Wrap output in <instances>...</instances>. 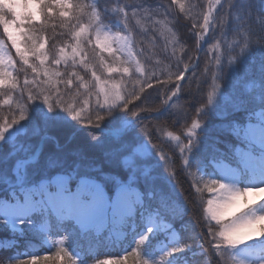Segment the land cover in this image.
Returning <instances> with one entry per match:
<instances>
[{
  "label": "snow or ice",
  "instance_id": "snow-or-ice-1",
  "mask_svg": "<svg viewBox=\"0 0 264 264\" xmlns=\"http://www.w3.org/2000/svg\"><path fill=\"white\" fill-rule=\"evenodd\" d=\"M173 6L178 14L186 10L184 0H168L167 4L162 0H97L91 7L96 23H77L72 31L74 43L50 55V38L44 34L48 22L58 18L62 27L68 26L63 22L79 19L85 6L73 0H0V88L17 91L23 101L11 116L0 117V230L20 225L22 235L43 234V246L55 248L50 255L16 253L0 259V264H64L66 258L70 264H87L82 255L69 251L73 235L99 238L108 234L109 238L113 229L130 230L134 247L118 260L102 259L97 264H127L129 256L136 258L137 264H188L183 253L194 246L205 254H217V264H222L224 253L251 248L254 241L264 245V35L252 39V25L264 30V0H208L206 9L201 5L199 18L191 24L198 41L211 33L209 40L216 39L219 45L234 32L242 35L243 44L237 45L241 51L227 63L214 46V68L206 66L199 75L211 73L213 81L224 86L213 88L206 102L199 101L202 106L186 102L196 118L187 133H182L183 142L177 147L185 172L194 166L199 169L201 162L210 166L204 174L207 179L202 175L191 183L204 230L196 238L168 240L186 209L162 185L144 156L151 151L150 160L157 151L145 121L171 114L167 105L145 107L149 97L143 94L145 85L153 88L155 80L172 85L169 99H183L181 82L189 83V73L198 75L199 62L197 59L191 68L185 64L181 69V57L174 65V80L170 75L162 81L154 69L135 59L143 50L134 52L129 36L118 34V40H112L99 25L108 20L126 31L138 16L159 25L155 17L170 16ZM148 32L156 35L153 28L143 35ZM118 42L120 47L115 46ZM175 43L178 41L173 47ZM11 49L18 60L10 54ZM256 53L260 59L253 72L250 65ZM174 56L175 52L165 58L171 61ZM116 62L121 66H113ZM133 62L134 70L122 66ZM17 63L25 75L22 85L13 74ZM62 64L90 72L92 83L76 71L61 73L46 66ZM97 64L108 79L97 74ZM133 71L148 77L139 92H126L121 84L111 82L113 74L131 76ZM230 77H236L231 86ZM248 79L255 82L251 94L245 90ZM66 96L73 99L66 100ZM81 96L86 98L76 99ZM256 108L260 109L259 120L255 119ZM213 120L217 135L209 145L206 134ZM66 129L71 131L61 142ZM82 130V146L72 147ZM161 159L167 162L168 157ZM169 181L175 187L173 174ZM204 193L208 194L206 200ZM52 224L67 235L50 240L52 233L44 231V226ZM158 239L168 241L160 250L167 259L159 261L149 252V245ZM198 241H205L208 248ZM258 264H264V257Z\"/></svg>",
  "mask_w": 264,
  "mask_h": 264
},
{
  "label": "trees",
  "instance_id": "trees-1",
  "mask_svg": "<svg viewBox=\"0 0 264 264\" xmlns=\"http://www.w3.org/2000/svg\"><path fill=\"white\" fill-rule=\"evenodd\" d=\"M74 3H80L85 6L84 15L80 16L79 19H74L68 26H61L62 21L60 19H53L48 22L45 27L44 34L50 38L49 52L51 53L58 50L59 47L65 45H71L74 43L72 39V31L77 23L94 24L95 18L91 14V7L93 5L91 0H73ZM105 2V0H102ZM164 4L168 3V0H162ZM186 10L184 13L178 14V8L173 6L172 14L170 16H158L155 19L159 20V25H153L151 22L143 19L138 20V17L133 19L128 26V31L131 33L132 40L134 42L135 52L143 50V54L137 56L142 66L148 67L149 69H154L157 76L160 77L162 81L167 80L171 75L174 80V73L176 68L174 67L177 60L184 57L181 63V69L187 64L189 67L198 59L199 69L198 75L193 77L190 73L186 75V80L189 83H184V97L181 100H176V98H171L170 91H168L172 85L169 83L157 84L153 80V88H147L145 85V92L143 95L149 97L148 101L145 103V107L149 109L161 108L167 105L168 112L171 115L161 116L158 119L153 118L151 120H146L145 124L148 125L147 131L152 133L150 137L152 144L157 146V151L155 156L152 157V152L149 151L148 154L144 156L146 160L149 161L148 166L161 178L162 185L169 190L172 195L180 200L184 204L186 211L184 212L182 218L176 221V226L173 229L177 234V239H189L196 238L197 234L203 231V214L199 206L198 199L194 202L193 189L191 188V183L193 180H198L202 175L210 170V166L206 162H201L199 169L194 166L192 169L185 172V166L183 160L181 159V154L177 145L183 142L182 133H187L191 120L196 118V113L194 110L189 109L186 106V102H195L196 106L200 105L199 101L203 99L206 102L207 95L213 88L224 85L220 81H213L211 73L207 75H199V73L204 72L205 67H213L215 61L213 59V48L218 46L220 51L218 55L220 58L227 63L228 59L236 56L240 51L243 44L242 35H237L236 33H230L227 37L223 38V42L217 45L216 39L209 40L211 33L205 34L203 38L199 41L191 28V24L195 23L199 18L198 14L201 13V5L204 9L207 7L208 0H184ZM110 7H114V4H109ZM161 13L163 9H158ZM188 17H192L191 20ZM137 21H139L137 23ZM102 22L111 24L108 20H102ZM153 28L156 35L153 36L151 32H148L147 36L143 33L149 29ZM196 31H199L197 29ZM252 39L255 40L259 36L264 35V30H261L259 25H252ZM219 35V33H217ZM52 38H54V43H52ZM175 47H173V43ZM207 41V42H205ZM240 45V46H237ZM200 49V50H198ZM91 49L89 52L91 53ZM175 52V56L171 59H166L165 56H171ZM190 58V59H189ZM18 60L17 57H15ZM259 54H254V63L250 65L252 71H255L256 65L259 63ZM147 61V63H145ZM31 62V60H30ZM91 63H96L91 61ZM50 70L59 71L61 73L65 71H76L80 75L85 76V80L88 83H92L90 72L85 74L80 68H72L70 65L66 68L65 65H60L53 67L51 65H46ZM20 63L16 64V71L13 73L17 76L20 84H23L25 75L21 71ZM96 71L98 75L102 76V79H108V74L101 69L98 64L96 65ZM244 69H240V73L243 74ZM150 75V73H149ZM29 80L32 79L31 71L28 70ZM148 77L132 74L131 76L113 74L111 77L112 83L121 84L126 92H132L136 90L139 92L141 84L144 83L145 79ZM236 77H230L228 80L229 86H231L233 79ZM246 91L251 94L255 88V82L248 79L246 82ZM155 89V90H154ZM95 92V89L92 90ZM84 90L81 89L83 94ZM26 95V93H25ZM86 97H76L77 100H82ZM66 100H72L73 97L66 96ZM4 100H9L10 104H4ZM136 104H140V101H134ZM18 106H23V101L19 99V93L7 88H0V117H9L13 114ZM260 111L256 108V112ZM143 115V113H142ZM203 122V120L201 121ZM215 121H211L208 126V131L206 134V143L211 144L213 138L217 135V130L213 127ZM71 129H66L64 133L61 134V142L66 139L67 134ZM85 133L82 130L77 134V138L73 141L72 147L82 146L83 137ZM179 137V139H177ZM148 139L149 137H145ZM151 148V145H149ZM161 156L168 157L167 162L161 159ZM202 169V171H200ZM191 173V175H189ZM169 174H173V178L176 181L175 187L169 181ZM204 178L208 177L204 175ZM180 192L183 196H180ZM1 197V196H0ZM204 199L208 198V194H203ZM22 229V226H21ZM125 237L119 243L111 240L107 234L99 238L92 234L89 235H73L72 237V247L69 249L70 252H75L83 256L87 261V264H97V260L108 259V260H118L122 255H126L127 251H130L134 247L131 238V232L125 229ZM47 231L52 233L51 239H61L67 232L61 233L60 226L52 224L48 226ZM43 234L40 236L29 234L24 235H14L11 232L10 227L7 230H0V259L13 256L16 253H27V252H38L40 255L52 254L55 248H49L43 246ZM210 239V238H206ZM167 240L161 241L157 240L149 245V252L151 256H154L157 261L167 259L163 257L157 245L163 243L167 244ZM199 243H204V247L208 248V244L205 241H198ZM65 247H67V241L65 242ZM183 255L188 261V264H217L220 257L212 252L205 254L202 249L198 246H194L191 251L184 252ZM21 258H27L22 256ZM64 264H70L68 259H65ZM127 264H137L136 258L129 256ZM222 264H235L231 259L230 253H224Z\"/></svg>",
  "mask_w": 264,
  "mask_h": 264
},
{
  "label": "rangeland",
  "instance_id": "rangeland-1",
  "mask_svg": "<svg viewBox=\"0 0 264 264\" xmlns=\"http://www.w3.org/2000/svg\"><path fill=\"white\" fill-rule=\"evenodd\" d=\"M91 1H92L93 5L96 3V0H91ZM138 20L139 21L143 20V18L141 16H138ZM95 23H96V21H95ZM99 26H100L101 31L102 32L106 31L108 36H109V38L112 39V40H118V34L119 35H127L132 40L131 33L128 30L123 31V30H121L120 27H118V26L117 27H113L111 24H108V23H105V22H101ZM0 31H2V30H0ZM115 46L116 47H120V42L116 43ZM133 51L135 52L134 49H133ZM10 54L15 59V50L14 49H11ZM105 56H106V59H108L107 54H105ZM125 59H126V57H125ZM135 59L138 60L137 56H136ZM109 62H111V61H109ZM113 66H121V65H120L119 62H116V64H114ZM122 66L123 67H130V69L134 70L135 67H136V64H135V62H133L131 65L125 63ZM133 74L140 75L139 73H135L134 71H133ZM127 76H129V75H127ZM259 112H257V116L255 117L256 120H259L261 118L258 115ZM141 150L144 151L143 147L141 148ZM148 153H149V151L146 154H148ZM200 171H202V169H200ZM0 198H3V197L1 196ZM255 198L256 197H253V199H255ZM9 227L11 229V232L14 235H17V236L22 235L21 234L22 233V229H21L20 225H17L15 229H13L11 226H9ZM47 229H48V226L47 225L44 226V231L47 232ZM125 232H126L125 229H113L111 231L110 238H111V240L115 241V243H119L120 241H122L124 239ZM173 239H177V234L175 233L174 230H173L172 233H170L168 235V240L169 241H171ZM252 243H253V246L251 248H241L237 252L230 253L231 259L233 260V262L235 264H242V262H243V264H258V261L260 260V258L264 257V245L259 244L258 241H254ZM162 245H166V244L161 243V244L157 245V248L159 250H161V246Z\"/></svg>",
  "mask_w": 264,
  "mask_h": 264
},
{
  "label": "water",
  "instance_id": "water-1",
  "mask_svg": "<svg viewBox=\"0 0 264 264\" xmlns=\"http://www.w3.org/2000/svg\"><path fill=\"white\" fill-rule=\"evenodd\" d=\"M196 62H197V59L195 60V62H194V63H196ZM194 63H193V64H194ZM193 64H192V65H191L189 68H191V67L193 66Z\"/></svg>",
  "mask_w": 264,
  "mask_h": 264
}]
</instances>
